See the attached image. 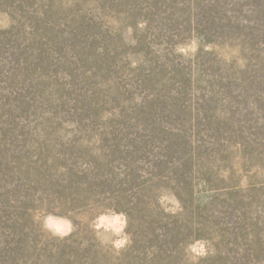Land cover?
Returning <instances> with one entry per match:
<instances>
[{"label": "rangeland", "instance_id": "374dc122", "mask_svg": "<svg viewBox=\"0 0 264 264\" xmlns=\"http://www.w3.org/2000/svg\"><path fill=\"white\" fill-rule=\"evenodd\" d=\"M0 264H264V0H0Z\"/></svg>", "mask_w": 264, "mask_h": 264}, {"label": "clouds", "instance_id": "9594fccd", "mask_svg": "<svg viewBox=\"0 0 264 264\" xmlns=\"http://www.w3.org/2000/svg\"><path fill=\"white\" fill-rule=\"evenodd\" d=\"M239 49L234 50L233 54H238ZM241 64V67H243V60L239 61ZM246 180V178H245ZM244 181H242V184ZM34 219L39 222L41 220V216L39 211H37L36 215L34 216ZM68 224L69 228L68 231H71V221H66ZM44 226L46 228H51L52 225L49 223V218H46L44 221ZM126 226V219L123 216V214H116L114 216H108V215H101L98 217L96 223H95V228L97 231H99L101 228L104 229L105 231L111 230L113 231L116 235H119L124 227ZM59 232V229H57ZM62 235L68 234L67 232L61 233ZM127 243V238L125 237L124 239H118L114 241V246L119 249L123 247V245ZM199 244V247H191V252L195 253V256L192 257L193 260H196L198 257H206L209 254H214V249L212 248L211 244L208 243L207 248H205L204 243L197 242ZM207 243V242H205Z\"/></svg>", "mask_w": 264, "mask_h": 264}]
</instances>
